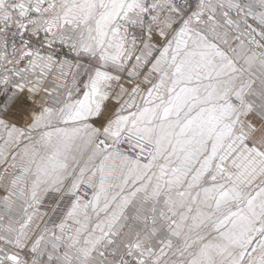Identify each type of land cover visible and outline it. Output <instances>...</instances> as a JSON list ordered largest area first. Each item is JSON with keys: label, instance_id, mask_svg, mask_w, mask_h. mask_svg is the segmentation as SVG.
Instances as JSON below:
<instances>
[{"label": "snow or ice", "instance_id": "1", "mask_svg": "<svg viewBox=\"0 0 264 264\" xmlns=\"http://www.w3.org/2000/svg\"><path fill=\"white\" fill-rule=\"evenodd\" d=\"M0 264H264V0H0Z\"/></svg>", "mask_w": 264, "mask_h": 264}]
</instances>
